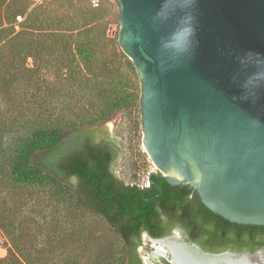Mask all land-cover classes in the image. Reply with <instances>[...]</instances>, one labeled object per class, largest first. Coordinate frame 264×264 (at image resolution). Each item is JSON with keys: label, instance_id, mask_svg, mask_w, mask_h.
Masks as SVG:
<instances>
[{"label": "trees", "instance_id": "16d2710c", "mask_svg": "<svg viewBox=\"0 0 264 264\" xmlns=\"http://www.w3.org/2000/svg\"><path fill=\"white\" fill-rule=\"evenodd\" d=\"M115 4L44 0L31 6L30 0H0V230L6 249L0 264H141L125 241L143 221V212L154 208L145 198L160 190L165 193L161 201L175 204L188 220L193 239L205 230L208 242L198 239L204 249L219 251L218 242L234 245L235 229L251 231L238 249L264 246V225L229 221L196 192L191 198L187 184L171 185L162 178L144 195L130 198L134 188H127L125 197L115 198L109 178L117 148L108 139L95 142L94 127L118 111L140 107L135 66L118 35H108L110 23L119 19ZM44 191L62 213L52 217L51 229L68 220L69 210L73 218L81 211L93 213L108 221L120 243L92 249L75 240L79 230L63 224L52 239L33 243L31 221L49 216L41 204ZM93 252L96 259L81 260Z\"/></svg>", "mask_w": 264, "mask_h": 264}, {"label": "water", "instance_id": "95a60500", "mask_svg": "<svg viewBox=\"0 0 264 264\" xmlns=\"http://www.w3.org/2000/svg\"><path fill=\"white\" fill-rule=\"evenodd\" d=\"M117 2V41L140 82L139 148L159 171L149 176L190 185L231 222L264 225V87L244 98L253 69L240 62L247 53L264 57V0H196L194 44L178 61L160 45L182 13L161 23L156 13L164 0ZM182 244L216 261L264 264L263 250L210 252Z\"/></svg>", "mask_w": 264, "mask_h": 264}, {"label": "rangeland", "instance_id": "374dc122", "mask_svg": "<svg viewBox=\"0 0 264 264\" xmlns=\"http://www.w3.org/2000/svg\"><path fill=\"white\" fill-rule=\"evenodd\" d=\"M118 7L119 6L115 4L114 10L116 12H118ZM118 32L119 19L117 22L110 23L108 35L113 37L116 34L118 35ZM29 63H31V60H29ZM94 133L97 138L105 135L109 136L118 144L120 151L117 156L116 171L124 181L144 184L147 181L148 173L150 171H157V168L148 155L139 148L138 108L135 107L128 111H118L110 121L99 127H94ZM32 193L36 194L40 192L33 189ZM48 196V193L44 191V201H41V204L45 207V214L49 213V216L44 219L41 217V221L32 220L29 226L34 237L33 243H44L52 239L58 232L60 225L63 224L61 221L58 227L52 229L49 227L48 224L50 220L54 219H52V217L54 215H62V213L60 212L59 214V209L55 205L56 201L50 199ZM69 211L67 212L69 216H65L68 217V220L65 221L63 226H71L73 229L79 230V235L77 233L75 237V240L80 239L79 244L88 243L90 246H94L92 249H96L104 243H120V239L112 226L99 215L93 213L88 214L81 211L79 214H76L77 218L75 219L76 216L73 218L72 213ZM63 213L66 212L63 210ZM73 219H75L74 223ZM59 220L60 218L58 217V221ZM50 224L53 226L51 222ZM2 243H5V235L0 230V256H3L6 252V249L2 247ZM139 253L148 264H164L162 260L155 261L147 255L146 244L139 247ZM94 259H96L94 252L88 257L82 258L81 256L82 261Z\"/></svg>", "mask_w": 264, "mask_h": 264}, {"label": "flooded vegetation", "instance_id": "af4514ba", "mask_svg": "<svg viewBox=\"0 0 264 264\" xmlns=\"http://www.w3.org/2000/svg\"><path fill=\"white\" fill-rule=\"evenodd\" d=\"M93 134H94L93 136H94L95 142H99L102 139H108L114 143L113 148H117V153H116L117 155H115V159H114V161H112V164L110 165V168H112L111 171L113 172L114 176L109 178V183H112L115 187L113 190H115V198L117 200L126 196L127 188L128 189L134 188V192L130 196V198H131L132 196H137L139 194L144 195L145 190H146L145 188H147V187L150 188L153 184L155 185V187L159 186L158 183L156 182V180L157 179L160 180L163 177H161L159 175H155V174L149 176V174L153 171H150L148 173L147 181L144 184H140L138 182H126V181H124L117 174V171H116L117 156H118L119 151H120L118 144L115 143V141H113L109 136L105 135V136H102L100 138H97L96 134L95 133H93ZM154 172H159V171L157 170ZM188 187L190 189H192L191 198H196L194 193L195 192L197 193V191L194 188H192L190 185H188ZM109 188H111V187H109ZM100 191H101V188H98L97 192H100ZM164 195H165V193L160 190L158 193H155V194L145 198L146 201L151 203L154 208H152L151 210L143 212V216H145L147 218L144 217L143 221L140 222L139 226L136 227L134 231L132 230L130 232V234H128L132 238L128 237L129 240L125 241V243H131V246L133 247L135 253L137 254L138 259H139L141 264H148L145 261V259L141 256V254L139 253V247L142 245H145V244L147 245V255L151 259H153V258L151 257L150 254L153 251V245L154 244L160 245L162 243H170V242L194 244V245L198 246L200 249L205 250V251H210V252L232 251V252H248L251 254H255L256 252H258L260 250L264 251V246L255 248L253 250H251L247 246H244V247L238 249L237 244L242 242V237H244V239H246V241H248L250 239L249 235H251L250 230H244L241 233L240 229H235V231H234V234L236 235V239H237V241L234 245L231 244L232 242H229V244H227V245L225 244V242L224 243L218 242V245L222 247L221 250L212 251V250L204 249L203 244L198 239L201 238V240L205 241L206 243L208 242V240H207L208 238L206 237L207 235L204 232L205 230L199 229L202 232H197L195 234V237H197V240L193 239L192 234L190 232H188V230H187V229H189L188 228V226H189L188 220L183 216H179V211H175V209H176L175 204H174V206H168V204L166 202L161 201V198H164ZM197 195H198V193H197ZM95 197H96V199L98 198L97 195H95ZM158 197H160L159 200L157 199ZM156 199L158 201H155ZM127 203H128V205H130L131 201L128 200ZM100 217H102L108 223V221L103 216H100ZM146 225L148 226V228H145ZM140 228H142V229L139 230ZM258 238H260V237L258 236ZM158 243H160V244H158ZM153 260H155V261L162 260L164 264H176L174 262V260H172L171 258H165V257H161V256L157 257L156 259H153Z\"/></svg>", "mask_w": 264, "mask_h": 264}, {"label": "clouds", "instance_id": "9594fccd", "mask_svg": "<svg viewBox=\"0 0 264 264\" xmlns=\"http://www.w3.org/2000/svg\"><path fill=\"white\" fill-rule=\"evenodd\" d=\"M195 3L196 0H164L156 13V19L161 23L172 19L177 13H182L178 15L172 30L161 41V52L168 59L178 61L187 56L193 47L196 27L191 9ZM240 62L253 69L243 85L246 92L244 98L247 99L249 95L254 96L264 87V57L259 53H247ZM161 69L167 70L163 63Z\"/></svg>", "mask_w": 264, "mask_h": 264}, {"label": "bare ground", "instance_id": "6f19581e", "mask_svg": "<svg viewBox=\"0 0 264 264\" xmlns=\"http://www.w3.org/2000/svg\"><path fill=\"white\" fill-rule=\"evenodd\" d=\"M153 259L157 257L172 258L181 264H251L246 258H225L221 257L216 261L215 257H204L195 252L194 249L182 243H162L154 244L150 254ZM261 257V256H260ZM262 259V257H261Z\"/></svg>", "mask_w": 264, "mask_h": 264}, {"label": "built area", "instance_id": "2783aa9c", "mask_svg": "<svg viewBox=\"0 0 264 264\" xmlns=\"http://www.w3.org/2000/svg\"><path fill=\"white\" fill-rule=\"evenodd\" d=\"M42 1H44V0H30V3H31V6H34V5H36V4L41 3ZM87 1L90 3L91 6H93V7H97V6H99V4H100L103 0H87ZM16 20H17V22L22 21V16H21V15H17V16H16Z\"/></svg>", "mask_w": 264, "mask_h": 264}]
</instances>
